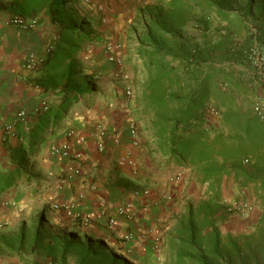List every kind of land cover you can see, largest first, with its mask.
Segmentation results:
<instances>
[{
	"label": "trees",
	"instance_id": "1",
	"mask_svg": "<svg viewBox=\"0 0 264 264\" xmlns=\"http://www.w3.org/2000/svg\"><path fill=\"white\" fill-rule=\"evenodd\" d=\"M84 7L81 0H17L8 8L25 17L44 13L58 27L37 68L58 103L38 109L29 132L17 122L23 139L16 141L10 165L0 167V207L5 192L36 179L24 147L33 154L50 125H59L73 106L97 92L78 58L87 44L101 40L96 18ZM129 34L144 76L136 106L154 150L208 184L206 197L173 214L174 224L160 238L168 252L162 264H264V119L237 103L238 95L259 85L246 50L255 40L264 42V0H153L137 7ZM209 105L219 111L220 126L208 122ZM224 177L239 189L256 187L263 213L247 232L220 229L231 213L222 201ZM49 223L43 208L16 226L0 227V254L15 253L24 261L42 255L52 264L66 263L69 255L74 264H137L103 239L80 234V220L69 233Z\"/></svg>",
	"mask_w": 264,
	"mask_h": 264
},
{
	"label": "crops",
	"instance_id": "2",
	"mask_svg": "<svg viewBox=\"0 0 264 264\" xmlns=\"http://www.w3.org/2000/svg\"><path fill=\"white\" fill-rule=\"evenodd\" d=\"M15 1L0 0V167L10 165L8 161L17 144L3 133L4 123L13 117L14 111L27 108L35 124L37 115L42 112L38 109L43 99L58 103L54 92L46 91L41 83L43 72L37 69L41 62L32 70L25 68L29 55L44 58L58 27L44 13L38 15L35 28L21 29L12 24L9 20L15 14L8 8ZM81 51V61L87 70L93 63L95 66L90 69L94 71L102 67L104 73L108 69V58L104 57L109 53L103 47L90 53ZM116 55L113 53V57ZM137 60L140 62L139 58ZM116 74L119 75L120 70ZM127 88H132L127 81L107 79L103 74L96 94L73 106L59 125H50L33 154L24 147L29 156L28 166L32 167L37 181L23 179L20 185L24 187H14L7 191L9 195L3 194L1 200L6 201L8 196L17 202L23 201L19 208L20 220L44 208L49 226L54 229L69 233L77 229L75 222L80 220V234L103 239L117 254L137 264H162L168 252L165 245L161 246L160 238L174 224L175 207L180 211L186 204L175 203L180 197L189 199L196 185L187 183L186 172L175 181L173 171L185 166L165 163L154 150L153 137L145 129V116L136 106L132 89L128 95ZM256 89L259 90L257 95L260 94L259 85ZM133 124L137 129L136 142L130 132ZM65 142L71 152L79 153L81 158L51 152L53 147ZM77 168L79 172L75 173ZM196 180L201 183L197 175ZM249 189L250 199L254 200L256 195L252 187ZM254 201L243 216L229 215L220 225L221 231H249L263 213V206ZM119 207L125 212L119 213ZM26 257L24 261L18 254L2 253L0 264H51L50 258L42 255ZM74 261L75 257L69 255L64 264H74Z\"/></svg>",
	"mask_w": 264,
	"mask_h": 264
},
{
	"label": "rangeland",
	"instance_id": "3",
	"mask_svg": "<svg viewBox=\"0 0 264 264\" xmlns=\"http://www.w3.org/2000/svg\"><path fill=\"white\" fill-rule=\"evenodd\" d=\"M152 1L153 0H82L83 5L85 6L84 8L87 11H90L96 18V25L101 33V40L87 44L84 50L90 53L91 51H95L98 47H103L106 53H109V55L104 57L105 59L108 58L107 63L109 65L108 69H106L104 73L101 72L102 67L98 68V71L90 69L95 66V63H93L91 67H89V69L86 71L87 75H92V79L96 83V87L98 86V83L101 80V76L104 74L107 79L118 80L121 82L127 81L132 87L131 89L133 91V94L136 96L137 90L141 87L143 83L144 76L142 73L141 64L137 60L138 57L134 52V36L132 34H129V28L132 25V22L134 21L137 7ZM102 33L107 34L102 35ZM80 53L78 55V58L81 60ZM113 53H116L117 55L113 57ZM94 61L96 62L97 60ZM116 66H118V68ZM119 70L120 74L118 75L116 73ZM114 74L116 75L114 76ZM257 85L258 84H256V86ZM258 91L256 89L255 91H249L247 93H243V95H238L237 103H239V105L242 104L244 108L247 107L251 110L253 99L257 95ZM43 101H46L47 104L50 103V100L48 98L43 99ZM185 172L189 176L187 183L191 184L192 182L194 185H196L195 191L189 199L186 196L180 197L178 203H175L178 206L181 203L187 202L189 200H198L200 198H204L206 197L208 192V184L203 182H196V173L190 167L180 168L176 172L174 170L173 173L175 176V181L180 179L181 174ZM18 186L19 189H21V187H24L23 185ZM221 186L223 197L231 199L248 200L249 202H252L253 205L255 204L254 200L258 201L256 196H254V200L250 199L251 190L249 189V187H252V191L255 195L256 187L254 185L247 186L248 190H246L247 187L239 189L233 182L232 177H224ZM243 189H245L246 193L242 192ZM6 194L9 195L10 193L8 194L7 192ZM6 197L7 198L5 199L6 201H4V203L1 200V203L3 204L0 207V224H2V227L8 226V224L10 226L12 224L16 226V221L18 220L19 222L20 220L18 219V217L20 215V206L22 205L23 201L21 200L17 202L12 199V197ZM178 210L179 208L175 207L174 211L177 212ZM233 213L234 212H231L230 215H232ZM245 213L237 214L243 216V214ZM9 218H11L12 220ZM174 221L175 218L173 217V222Z\"/></svg>",
	"mask_w": 264,
	"mask_h": 264
},
{
	"label": "built area",
	"instance_id": "4",
	"mask_svg": "<svg viewBox=\"0 0 264 264\" xmlns=\"http://www.w3.org/2000/svg\"><path fill=\"white\" fill-rule=\"evenodd\" d=\"M38 16L35 17H25L23 15L15 14L13 15L9 22L14 25H17L21 29H31L35 28L38 25ZM254 30V28H252ZM50 49V46L47 50ZM246 55L248 61L255 71L257 81L261 88L260 94L256 95L253 99L251 110L252 113L258 117L259 119H264V42H257L256 40L252 42V44L246 50ZM41 59H37L34 54L29 55L25 62V68L28 70H32L37 67L40 63ZM126 93L129 95L132 93L130 88H127ZM47 106L46 101L42 102L41 109H45ZM206 117L208 122L214 123L217 126L221 124V118L219 111L213 106L209 105ZM20 122L23 126L25 132H29L33 125V120L31 114L27 108L20 107L14 111L13 117L6 121L3 125V133L5 138H13L16 141H21L23 138L17 134L16 124ZM131 135L133 137L134 142H136L137 137V129L135 124L131 125L130 129ZM99 148L102 149V145H99ZM53 154H60L66 157H74L75 159H79V153L71 152L69 145L65 142L60 144L59 146H55L51 151ZM245 163L249 162V158L244 159ZM75 173L79 172V169H75ZM243 193H246L245 189L242 190ZM227 206L229 212L236 213H245L252 208L253 203L248 200L241 199H231L223 197L222 200ZM119 213H124L125 209L123 207L118 208ZM2 227V224H0ZM127 235L126 237H129ZM51 262V261H50ZM52 264V263H51Z\"/></svg>",
	"mask_w": 264,
	"mask_h": 264
}]
</instances>
